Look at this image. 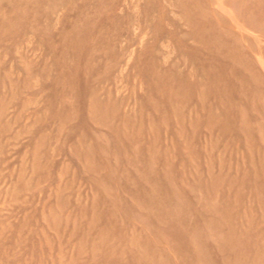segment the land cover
<instances>
[{"label": "rangeland", "instance_id": "rangeland-1", "mask_svg": "<svg viewBox=\"0 0 264 264\" xmlns=\"http://www.w3.org/2000/svg\"><path fill=\"white\" fill-rule=\"evenodd\" d=\"M0 264H264V0H0Z\"/></svg>", "mask_w": 264, "mask_h": 264}]
</instances>
